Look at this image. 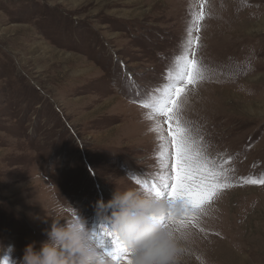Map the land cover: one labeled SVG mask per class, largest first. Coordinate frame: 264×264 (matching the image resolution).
<instances>
[{
  "label": "rangeland",
  "instance_id": "obj_1",
  "mask_svg": "<svg viewBox=\"0 0 264 264\" xmlns=\"http://www.w3.org/2000/svg\"><path fill=\"white\" fill-rule=\"evenodd\" d=\"M203 11L204 79L179 117L232 186L181 241L179 264H264V0H0V247L14 259L77 210L93 241L118 191L159 171V120L143 106L167 84ZM75 210H74V209ZM65 221L61 220L63 224ZM110 264H116L109 259Z\"/></svg>",
  "mask_w": 264,
  "mask_h": 264
},
{
  "label": "snow or ice",
  "instance_id": "obj_2",
  "mask_svg": "<svg viewBox=\"0 0 264 264\" xmlns=\"http://www.w3.org/2000/svg\"><path fill=\"white\" fill-rule=\"evenodd\" d=\"M183 41L182 54L174 57V68L167 74V84L156 94L150 95L143 106L151 109L150 119L165 117L168 123L167 135L159 120L152 129L159 140L157 159L159 171L151 180L137 183L146 184V190L160 192L170 199L179 200L183 205L180 218L172 222L180 228L194 225L203 215H207L206 205L210 204L224 189L232 186L228 170L218 167L202 150L197 139L192 135L188 124L179 117L181 97L189 85H196L204 77L202 62L197 58L194 48L200 46L199 36L193 38V31H200V22L205 19L203 11L193 13ZM245 184L264 185V179L244 178ZM102 236L111 239V247H101L107 258L116 264H131L127 249L105 226Z\"/></svg>",
  "mask_w": 264,
  "mask_h": 264
},
{
  "label": "clouds",
  "instance_id": "obj_3",
  "mask_svg": "<svg viewBox=\"0 0 264 264\" xmlns=\"http://www.w3.org/2000/svg\"><path fill=\"white\" fill-rule=\"evenodd\" d=\"M97 209H111L110 229L105 227L127 249L131 264H179L180 243L191 235L189 228L172 222L183 212L181 201L152 190H116L107 204L98 201ZM47 237L38 249L35 242L28 244L20 259L0 247V264H110L77 210L70 217H53Z\"/></svg>",
  "mask_w": 264,
  "mask_h": 264
},
{
  "label": "bare ground",
  "instance_id": "obj_4",
  "mask_svg": "<svg viewBox=\"0 0 264 264\" xmlns=\"http://www.w3.org/2000/svg\"><path fill=\"white\" fill-rule=\"evenodd\" d=\"M186 1V0H185Z\"/></svg>",
  "mask_w": 264,
  "mask_h": 264
}]
</instances>
